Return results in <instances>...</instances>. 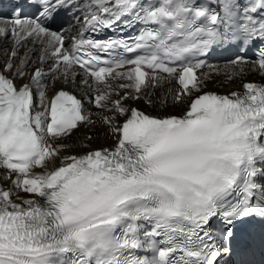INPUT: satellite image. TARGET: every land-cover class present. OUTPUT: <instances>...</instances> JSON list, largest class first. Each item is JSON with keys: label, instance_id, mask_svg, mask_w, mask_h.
<instances>
[{"label": "snow or ice", "instance_id": "obj_1", "mask_svg": "<svg viewBox=\"0 0 264 264\" xmlns=\"http://www.w3.org/2000/svg\"><path fill=\"white\" fill-rule=\"evenodd\" d=\"M0 264H264V0H10Z\"/></svg>", "mask_w": 264, "mask_h": 264}, {"label": "bare ground", "instance_id": "obj_2", "mask_svg": "<svg viewBox=\"0 0 264 264\" xmlns=\"http://www.w3.org/2000/svg\"><path fill=\"white\" fill-rule=\"evenodd\" d=\"M21 52H23V49H21ZM38 55L39 53H37V56ZM204 71H209V69H204ZM248 79H252V77H248ZM239 87H240V81H236L235 83H226L225 77L223 75L220 76L213 75L212 80L208 83L207 89L226 93L238 89ZM51 94L53 93L51 92V90H49L48 95L50 96ZM76 94L78 96L80 95L79 92H76ZM152 99L156 101V103L152 107L148 106L143 101L137 102L134 106L139 107L141 110L147 113H151L155 115L173 114L176 113L177 111H181L180 108L172 107L170 103L166 108L160 106L158 102V96H154L152 97ZM93 134L96 135L95 133ZM77 135L82 139L83 136L85 135V132L81 130L79 133H77ZM112 144L113 141L111 139L106 140L102 135H100L99 138L91 144V147L93 148L110 147L112 146Z\"/></svg>", "mask_w": 264, "mask_h": 264}]
</instances>
